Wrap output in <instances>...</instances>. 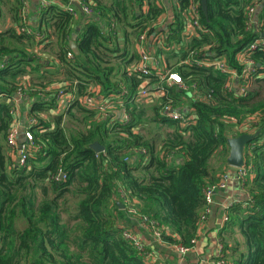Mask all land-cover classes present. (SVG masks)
Segmentation results:
<instances>
[{
    "label": "trees",
    "instance_id": "obj_1",
    "mask_svg": "<svg viewBox=\"0 0 264 264\" xmlns=\"http://www.w3.org/2000/svg\"><path fill=\"white\" fill-rule=\"evenodd\" d=\"M59 1L68 4V0ZM79 1L94 15L79 18L75 27L74 16L66 8L48 4L38 12L34 30L43 37L39 44L55 46L58 69L51 76H61L68 84L64 89L74 90L76 97L86 95L91 86L99 87L96 98L102 100L124 91L121 101L130 119L122 123L117 113L99 119L77 99L51 120L40 117L55 105L53 98L38 94L41 83H23L40 66L29 52L34 37L16 30L22 26L23 0H0V23L8 15L13 24L0 30V94L12 98L27 85L28 113L36 120L29 125L33 147L25 164L19 165L6 142L13 122L10 108L0 105V264H149L122 236L129 217L118 199L120 188L139 215L154 223L164 242L191 247L204 210L203 189L229 168L227 140L241 134L255 136L244 148V165L250 172L243 186L248 199L230 208L226 228L231 234L237 229L242 248L239 243L225 242V228L219 240L228 264H264V50L258 48L251 55L257 78L242 95L234 88L225 89L226 75L194 62L224 59L239 70L236 55L264 38V0L258 2L255 22L247 9L257 0H206V14L200 5L199 10L201 24L209 33L187 40L183 38V12L190 0H177L173 8L177 20L166 33L158 31L164 7L156 0ZM74 32L78 55L69 45ZM143 32L152 55L161 58L167 71L180 76L187 91L167 87L161 81L164 74L143 77L131 69L139 60L137 40ZM130 36H136L132 41L135 53L128 48ZM156 36L164 37L163 44L152 42ZM145 80L166 93L151 120L145 108L133 104ZM169 102L177 110L192 108L195 123L183 127L161 116ZM64 116L79 125L74 126L76 133L79 130L76 135L67 134ZM144 119L171 131L163 137L157 134L158 144L134 132L146 126ZM93 142L104 151L96 154L90 148ZM69 194L78 201L63 222ZM20 219L25 222L22 230L17 228Z\"/></svg>",
    "mask_w": 264,
    "mask_h": 264
},
{
    "label": "built area",
    "instance_id": "obj_2",
    "mask_svg": "<svg viewBox=\"0 0 264 264\" xmlns=\"http://www.w3.org/2000/svg\"><path fill=\"white\" fill-rule=\"evenodd\" d=\"M259 1L260 0H257L252 7H249L247 9V15L250 18V20H253L252 18L254 15V11L259 6L258 3ZM74 3H77L80 6L83 15L89 16L94 14V12L88 6L84 5L79 0H68V4L66 5V10L68 12H71L74 17L77 15V11L74 7ZM47 4H48L47 0H41V7H45L47 6ZM23 5L24 6L21 11L22 26L18 27L16 30L19 34L31 35L32 37H34V39L37 42L40 43L43 40V37H41L34 29L30 28L26 23L28 21L27 19L28 6L26 0H23ZM199 5L200 2L198 0H190L189 9L184 10L183 12V21H184L183 38L185 40L190 39L192 37H200L201 35H205L209 33V30L206 27L202 26L201 24V12L199 10ZM146 32H143L138 37L136 52L137 55L139 56V60L134 66L131 67V69L134 72L141 74L143 77H146L158 71L159 60H161L160 57L156 58L152 55V51L148 46V37L146 35ZM262 36L264 37V34ZM163 38L164 37L162 36L153 37L152 42L161 45L163 44L162 43ZM170 48L174 49V48H178V46H171ZM258 48L264 50V38L256 39L236 55V63L240 68L239 70L229 67L224 59L201 61L200 65L212 66L218 71H220L222 74L226 75L229 81L227 82L225 89L231 90L232 88H234L239 95H242L247 91L249 84H251L257 78L256 65L254 60L251 58V55ZM67 58L71 59L72 53L68 52ZM161 81H164L167 87L171 88L173 86H178L182 90L187 91V87L183 85L180 76L174 72H170L166 70L164 75L161 77ZM25 86L27 85H24L23 88H20L16 92L15 95L18 100H24V99L30 100V97H28V95L25 93L28 87L26 88ZM67 86H68L67 83L63 84L55 91V95L53 97V104H55L56 106L62 105L65 108L73 100L77 99L85 109L93 111L94 114H96V116H98L99 119L109 118L114 115L116 110L119 109V114H121L120 121L122 123L129 121L130 116L125 111L120 96L125 93L124 91H122L120 95L113 96L112 98L107 100H102L96 98L97 97L96 94H93L91 92L92 90L91 87L89 88V91L86 95L76 97L74 90L71 91L73 93H70L66 91V89H64ZM30 91L36 92V89L31 87ZM165 95L166 93L163 88L157 85H149L148 81L145 80L136 90L133 96V104L137 107L139 106L143 107L149 103H152L154 100L161 99ZM5 97L6 96L0 94V105L2 99ZM12 107H10V114L12 115L13 122H12V127L8 131L6 142L7 145L10 146L15 151V162L18 163L19 165H24L25 162L27 161L26 159L29 156L30 150L34 144L33 136L29 131V125L35 124L36 120L32 118L30 119L28 128H26L23 131V142L21 144H18L16 142L18 131L17 128L15 127L17 123L16 114L18 112L15 108ZM193 111L194 110L192 108H184L183 110L174 109L172 108L169 102L162 108L160 115L168 119H171L173 121H178L181 126L185 127L195 123V116L193 114ZM231 169L234 170L235 178L240 182L242 186H244V184L248 180V177L250 176L249 169L245 167V165L240 168H231ZM61 177L62 176H60V178ZM229 180H230V174L228 172H224L220 176L217 182L209 183L204 187L203 197H204L205 205H204L203 213L200 216V224L206 220L210 212V207L213 203L215 192L224 190L227 187ZM117 195H118V199L125 206L127 216L132 221L137 223L141 229L151 231L155 239L162 240L161 232L155 228L153 222H148L144 217H141L139 215L138 210L136 209V207H134V202H132V200L129 199L126 191L120 188L117 192ZM227 221H228V217L224 216L223 224H225ZM122 236L132 244V246L137 250V252L145 262L149 264H153L152 255L150 254V252L148 253L145 247L146 246L145 243L136 233L125 228L124 231L122 232ZM195 242L196 240H193L192 246L189 248L183 247L181 245H173V246L175 251L180 256L183 257L188 253V251H190V249L194 246ZM225 254L226 252L224 250L223 244L221 242H218L216 245L215 257L212 260L211 264H228L225 258Z\"/></svg>",
    "mask_w": 264,
    "mask_h": 264
},
{
    "label": "crops",
    "instance_id": "obj_3",
    "mask_svg": "<svg viewBox=\"0 0 264 264\" xmlns=\"http://www.w3.org/2000/svg\"><path fill=\"white\" fill-rule=\"evenodd\" d=\"M47 2L48 4H55L56 6H59L61 9L66 8V6L59 0H47ZM156 2L157 5L164 7V13L162 18L160 19L158 31L166 33L170 24L175 23V21L177 20L176 17H174L175 10H173V8L175 9L177 7V0H156ZM26 3L28 6L27 22L30 28L36 29L38 25V12L41 8V0H26ZM74 7L77 11V15L74 17L75 24H73L72 27L76 25V21L79 18L91 17L82 15L75 5ZM259 11L260 7H257L254 11L253 22H255ZM93 17L94 19H97L96 16H92V18ZM2 22L8 24L7 28L13 26L8 15L3 18ZM78 29L79 27H77V30ZM75 39L76 33L74 32L71 34L70 41H74L75 43ZM44 45L46 44L43 43L40 45L39 42L34 39L33 46L30 47L29 52L35 56L40 66L38 71H30L24 78L23 83L29 85L30 83H41L42 86L39 88L40 93L38 94L42 95V93H44V96L46 98H53L55 95V91L60 86H62L64 82L61 76H51L54 75L53 73L58 69V63L54 56V44L52 43L47 48H44ZM166 70L167 67L162 64L161 60H159L158 71L155 72L156 74H158L157 76H159V74H164ZM174 87L178 86H173L172 88ZM91 89H95V91L99 92V87L97 86H91ZM159 101L160 99L154 100L152 103H149V106L153 105L154 110H156V107H159ZM186 103L187 100L183 98V104L187 106ZM1 104L9 106V108L14 106L12 108H15L17 110V123L15 127L17 128L18 133L16 142L18 144H21L23 142V131L28 128L29 121L31 119V116L28 113V110L31 106V100H18L16 98V95H14L12 96V98H3ZM147 105L143 106V108H146ZM60 108L64 109L62 105H55L53 110H49L46 113L40 114V117H43V119L45 120H51L50 118L52 116L60 112ZM115 113H117V116H119V118L121 117V114H119V109L118 111L116 110ZM66 118L69 119V121H71L70 119H72L69 116H64L63 120H65ZM62 125L65 127V130L66 128H71V126H65L63 124V121ZM139 130H134V132H138ZM69 132H71V134L68 133L69 135L74 136L77 134L73 128ZM223 171L230 174V180L227 184V187L224 190L215 192L213 203L210 207V212L206 220L200 224L196 242L194 243V246L190 249V251H188V253L183 257L175 251L173 245H170L163 240L155 239L151 231L141 229L137 223H135L134 221L133 223L131 219L127 218V221L123 224L124 228L136 233L142 239V241L146 245V250L152 255L153 264H211L212 260L215 257L216 245L218 242H220L219 235L224 228L226 231L224 232L225 242L231 245V243L227 241L228 238L226 236L228 235V233L231 234L232 231H230V228H226V223L223 224V217H229L230 208L232 206L245 202L248 199V194L244 187L240 184V182L235 178L233 169L225 168ZM233 233L235 234L236 232Z\"/></svg>",
    "mask_w": 264,
    "mask_h": 264
},
{
    "label": "rangeland",
    "instance_id": "obj_4",
    "mask_svg": "<svg viewBox=\"0 0 264 264\" xmlns=\"http://www.w3.org/2000/svg\"><path fill=\"white\" fill-rule=\"evenodd\" d=\"M7 27H8V24H6L5 22H1L0 30H5V29L7 30V29H9ZM128 29H129L128 32H132V30L130 28H128ZM119 36H121V33H119ZM135 40H136V36H130L129 37V47L128 48L130 50V53L131 52L132 53H135V51H134V49L132 47V41L134 42ZM194 62L197 65H200V63H201V61H194ZM200 66H203V65H200ZM91 92L93 94H98V92L95 91V89H92ZM147 106H149V104ZM147 106L145 108V116L148 117V118H150L149 120H151L153 118L152 116L154 114V106L153 105H150L149 107H147ZM60 109H61L60 111L63 110V108H60ZM70 120L71 121H69V119H67V118L65 120H63V124L65 126H67V125H68V127L71 126V128H66L67 134L68 133L71 134V132H69V131L72 128L74 129V126L75 127L76 126L79 127V125L77 123H75L73 119H70ZM144 122H145L146 126L145 127H141L142 129L139 130V133L142 136L146 137V138H150V139L153 138V139L157 140L158 141L157 142L158 144L160 143V141L157 138V136H158L157 134H159V136H162L163 137V136H166L167 132H170L171 131L170 129H167V128L158 129L156 127V125H155L154 122H151V121H148L147 122L145 119L143 120V123ZM6 151H8V148H6ZM77 201H78V199L76 197L72 196L71 194H69V195L66 196V202H65L66 206H65V208H66V211L67 212L62 214V221L63 222H65L68 219L69 212L74 211L75 206L77 204ZM24 226H25V222L22 219H20V220L17 221V228L19 230H22L24 228ZM235 232H236L235 234L234 233L233 234H229L228 233V235L226 236L228 238L227 241L230 242L232 244V246L235 245L236 243H239L240 244V247L242 248V242H243L242 241V237L240 236V234L237 231V229H235Z\"/></svg>",
    "mask_w": 264,
    "mask_h": 264
},
{
    "label": "water",
    "instance_id": "obj_5",
    "mask_svg": "<svg viewBox=\"0 0 264 264\" xmlns=\"http://www.w3.org/2000/svg\"><path fill=\"white\" fill-rule=\"evenodd\" d=\"M74 5L78 8L80 13L83 15L80 6L77 3H74ZM200 6L203 14H206V0H200ZM71 51L78 55V49L75 45L74 41L69 42ZM254 135L251 134H241L237 137L229 138L227 140V144L229 147V154L226 159V164L231 168H240L244 166V148L245 146L254 139ZM90 148L96 153H102L104 151V148L98 143L93 142L90 145Z\"/></svg>",
    "mask_w": 264,
    "mask_h": 264
}]
</instances>
